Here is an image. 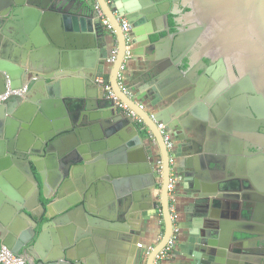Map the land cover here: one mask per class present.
I'll use <instances>...</instances> for the list:
<instances>
[{
    "label": "water",
    "instance_id": "water-1",
    "mask_svg": "<svg viewBox=\"0 0 264 264\" xmlns=\"http://www.w3.org/2000/svg\"><path fill=\"white\" fill-rule=\"evenodd\" d=\"M98 2L114 27L112 35L119 47L110 71L112 86L144 119L158 145L148 150V142L132 118L118 113L115 103L107 100L96 84L102 69L98 61L110 58L112 46L94 10V0H0V95L8 90L20 91L25 85L27 88L25 95L11 96L0 105V173L6 170L7 177H0V247L20 255L21 248L38 235L35 247L30 248L35 261H40L38 264H124L116 262L122 257L115 253L120 239L131 241L142 212L157 208L153 202L157 194L165 229L162 241L147 259L146 264H153L173 230L168 201L169 155L150 117L153 113L157 122L167 126L177 144L182 140L187 144L190 156L180 167L190 172L185 177L208 174L211 178L207 191H199L198 197L205 202L202 214L217 222L205 223L202 237L208 240L214 235L212 229L222 228L228 237L234 235L254 246L243 250L240 261L231 264H264V235L251 230L249 212L245 213L242 226L235 209L239 196L236 192L241 190L237 177L245 169L233 168V152L238 146L237 151L247 155V143L233 140L231 146L224 145L219 156L206 158L201 142L196 144L187 137L205 133L208 106L218 96L217 92L211 96L204 83L210 72L225 74L236 64L246 76L243 83L255 70L257 77L262 75L258 72L264 71V0ZM119 19H126L130 25L132 45L149 47L150 59L142 66L147 85L161 82L168 89V96L152 93L146 87L132 100L120 93L117 74L127 43ZM99 38L101 52L95 51L90 63H78L73 73L88 89L94 86L102 94L60 92L56 84L48 87V95L54 98L50 102L55 106L47 107L46 102L42 105L44 95L36 90L48 80L56 82L61 71L68 69L60 57L69 58L67 53L76 54L89 46L88 41L95 46ZM153 38L157 40L152 42ZM140 47L130 53L131 57L140 55ZM192 51L194 57L190 56ZM208 56L224 58L226 62L222 60L221 67L210 69L205 61ZM10 58L17 64L12 65ZM176 93L183 95L181 104L186 107L196 97L200 99L190 114L181 118L187 119L184 124L170 115ZM231 96L227 92L218 99L222 107H228ZM23 100L39 106H34L28 118L24 108L12 114ZM135 102H146L152 111L140 110ZM137 147L138 157L129 154ZM154 150L164 163L161 178L150 152ZM6 152L9 156L4 159ZM4 166L9 169H2ZM47 170L51 171L49 175ZM246 198L249 201V196ZM44 201L50 204L44 207ZM142 201L146 202L134 204ZM36 209L46 213L44 218L49 220L39 234L38 222L33 220ZM28 225L34 226L29 232ZM110 244L112 252L108 253ZM75 247L84 250L78 259ZM203 263L204 260L200 262Z\"/></svg>",
    "mask_w": 264,
    "mask_h": 264
},
{
    "label": "crops",
    "instance_id": "crops-1",
    "mask_svg": "<svg viewBox=\"0 0 264 264\" xmlns=\"http://www.w3.org/2000/svg\"><path fill=\"white\" fill-rule=\"evenodd\" d=\"M156 3V2H155ZM158 5V3H156ZM170 9H173L170 7ZM126 20V19H125ZM127 21V20H126ZM128 22V21H127ZM108 37L110 38V43L112 46L111 53L113 50V47L115 46L116 42L114 43V37L112 34L106 32ZM157 38H153L152 42H155ZM89 46L83 48L82 50H79V52L75 53H67V57L61 56L60 60L64 65V62H66V67L68 69L62 70L60 77L56 80V82L48 80V84H45L42 86V89L36 90L37 93H40L44 95L45 101L42 103V105L48 104L47 107L53 106L50 101H52L54 98H51V96L48 95L50 86L56 85L58 86V90L60 92H66L65 90H70L75 93H83L88 94L87 92L91 93H97L100 92L98 89H96L94 86L93 88H87L86 84L82 82V79L77 75L73 73L74 67L80 62V64H87L90 63L95 51L101 52L102 50V40L100 38L96 39V45L91 46L90 41H88ZM141 45L140 44H133L131 45V52L136 51L139 49ZM142 49V50H141ZM141 53L140 55L134 57H131L130 60L127 63V73H126V82L128 87L131 89L133 96L136 97L139 90L142 88H147L148 90H151L152 93L159 94L160 96H164L167 94L168 89L161 83L156 82L152 87L147 85V82L144 78V75H142L143 70V62L145 60L150 59L148 57L149 55V47H146V45H143V47H140ZM157 54V53H156ZM111 55V54H110ZM77 61H74L76 60ZM12 65H16L17 63H14L13 59L10 58L8 60ZM77 62V63H76ZM100 65H102V69L100 70V75H104L109 73L110 67L108 65L107 60L105 61H98ZM21 89H27L26 85L21 87ZM88 89V90H87ZM100 94H102L100 92ZM102 96V95H101ZM168 96V95H166ZM182 94L176 93L174 98H177L174 100L172 99L171 107L173 109V112L170 114L171 118L173 120H178L180 124H184V122L187 120L186 118L181 119L182 117H186V115L190 114V110L193 106L198 105L200 99L199 97L194 100V102L189 103L188 107H186L184 104H181L182 101ZM140 104H143L147 111L151 112L152 110L149 108L146 102H141ZM41 105V107H42ZM39 108V106L34 105L29 100H23L22 103L18 104V106L12 110V114L15 113L16 109L19 111L20 109L24 108L25 117L28 118L30 112H33V109ZM55 106V105H54ZM118 113H121L118 111ZM38 111L34 112L35 117L37 116ZM13 117V115H11ZM141 136L143 140L148 142L147 148L148 150H152L154 148V145L146 139L142 133ZM173 136V134H172ZM188 139H190V136H188ZM174 139V136H173ZM175 142V152L178 154V163H177V169L178 175H179V183L177 184V190H176V196H175V205L176 210L179 214V224H180V234L178 236V241L175 247V250L172 254V257L165 263V264H200L202 260L205 261L203 264H231V263H237L240 261V257L243 255V250H249L251 248H254L253 245H250V243L239 240L236 236L228 237L227 233L222 231V228L219 229H212L214 234L211 236L208 240L204 239L202 237V234L205 232V223H208L211 221L214 222L215 219H208L204 214H202V210H204V202L201 200L198 195L201 193L206 192L209 188V185L211 184L206 175H196L195 177H185V173H190L188 170H181L179 169V159L182 161L185 160L187 157H189L190 153L188 150V146L185 143V141L178 142V144ZM131 150V149H129ZM128 150V151H129ZM140 147L134 148L131 151H129V154H133L135 157H138ZM153 158H155L156 151H150ZM15 167V164H13ZM210 183V184H209ZM158 192V191H157ZM146 201H142L140 203H134L136 206L143 205ZM153 202L156 203L157 207L160 203V199L156 196L153 198ZM151 207V203H149ZM161 205V204H159ZM162 219L159 214L158 209L155 207V209L143 211L141 221L137 224L135 227V232L132 235L131 241H124L120 239V244L117 246L116 252L117 254L122 255V257L116 261L118 263H124V264H146L147 259H145V251L144 249L140 248L139 245H142L144 248H147L149 246L156 245L161 229L163 228L162 225ZM247 243V244H246ZM256 246V245H255ZM80 247V246H79ZM75 247L74 255L75 259H78L80 254L86 250L85 246L82 245L81 248ZM203 247V248H202ZM107 252H112V246L109 245V248L107 247ZM212 251V252H211ZM99 256H102L99 254ZM107 264V263H106ZM250 264V263H249Z\"/></svg>",
    "mask_w": 264,
    "mask_h": 264
},
{
    "label": "flooded vegetation",
    "instance_id": "flooded-vegetation-1",
    "mask_svg": "<svg viewBox=\"0 0 264 264\" xmlns=\"http://www.w3.org/2000/svg\"><path fill=\"white\" fill-rule=\"evenodd\" d=\"M194 54V51H192L190 56L194 57ZM222 60L226 62L224 58L208 56L205 61L208 68L212 69L213 67H221L220 62ZM255 72L257 71L255 70ZM255 72L253 71L250 74L249 81L246 83H243L246 76L239 72L236 64H233L232 70H228L225 74L210 72V77L204 83L208 86V92L211 96L213 95L212 93L216 92L218 96L212 98L208 106L210 111L208 120L205 121L204 135L200 133L199 137L190 136V140L196 144L197 142H201L200 149L202 150V155L207 156L206 158L219 156L222 153L224 145L226 146L228 143V147L229 145L231 146L233 140L239 141L242 144L247 143L249 150L247 155L242 152L239 153L237 151L238 146H236L237 148L233 152L236 154V163L233 168L245 169L242 171L244 173L237 177L241 180V190L236 192L239 196L235 200V209L238 215L241 216L239 219L242 221V226L245 223L244 218L247 215L245 213L249 212L251 230L257 235H264V71L258 72L262 74V77H257ZM24 90L26 91V89ZM227 92L232 93V96L230 98L231 103L226 108L222 107L223 104L221 105L218 99ZM17 111L16 109L15 112ZM4 147L7 148V145L5 144ZM176 155L178 157V154ZM8 156L9 153L6 152L3 158L5 159ZM181 162L182 160L179 159L180 166L182 165ZM2 169L9 168L4 166ZM60 171L62 172V170ZM1 172L0 177L7 180L5 176L6 170H1ZM50 172V170H47L48 175ZM245 172L248 173L245 174ZM36 177L40 181V177L38 175ZM206 177L211 180L208 174ZM56 195H58V190L53 193V197L55 198ZM247 196H249V201H247ZM49 204L47 201L43 202L44 207H47ZM36 211L33 220L38 222L36 233L39 234L43 225L49 220L44 218L46 213L41 212L39 209H36ZM240 220L236 219L235 222L240 223ZM28 227V230L26 229L28 232L34 228V226L30 225ZM37 240L38 235L21 248L20 255H13L22 259L24 264L40 263V261H35V257L31 253V249L35 247ZM37 256L39 255L37 254Z\"/></svg>",
    "mask_w": 264,
    "mask_h": 264
},
{
    "label": "built area",
    "instance_id": "built-area-1",
    "mask_svg": "<svg viewBox=\"0 0 264 264\" xmlns=\"http://www.w3.org/2000/svg\"><path fill=\"white\" fill-rule=\"evenodd\" d=\"M94 10L98 16V18L101 20V24L103 29L110 33L114 34V27L111 23V21L107 18L104 10L102 9L101 5L99 4L98 0H94ZM119 24L121 25L122 31L125 34V39L127 43L126 48V54L124 57V61L119 69V72L117 74V87L121 94H123L126 98L132 100L134 98L131 89L128 87L126 82V73H127V63L131 58V45L132 41L129 38L130 33V25L125 19H119ZM119 54V47L118 43L116 42L115 46L113 47L112 53L110 58L107 60L108 65L110 67V71L112 70L113 66L115 65L117 58ZM110 71L107 74L101 75L96 79V84L99 85V87L102 88L104 92V96L107 100H112L115 103V106L118 111L123 113L124 115L131 117L136 127L139 128L142 135L148 139L154 146L157 147L158 142L156 139V136L154 135L153 131L148 127L144 119L138 114L137 111H135L133 108H131L115 91L114 87L111 83V76ZM25 90L22 89L20 91H11L8 90L5 94L0 95V105L5 103L10 99L11 96L14 95H24ZM136 106L142 110L146 111L147 113H150L147 111L146 107L143 104H140L138 102H135ZM155 115L153 113H150V117L157 127L160 135L162 136L163 142L165 144V147L167 149L168 155H169V163H170V180H169V186H168V201H169V212L170 217L172 221V235L170 239L168 240L167 244L163 249L159 251V253L156 255L153 264H165L171 257L175 250L178 236L180 234V224H179V214L176 210L175 205V196H176V190H177V184L179 182V175L177 173V155L175 152V143L173 141L172 133L169 131L166 125L157 122L155 120ZM156 161V174L159 176V178L162 177L163 171H164V163L163 160L159 154V152L155 156ZM159 193V192H157ZM157 198L159 196L157 195ZM161 204V203H159ZM158 204V211L162 219V229L160 232L159 239L154 246H149L147 248H144L142 245H139L140 248L144 249L145 251V259H148V257L151 255V253L154 251L156 246L162 241L164 237V220H163V213H162V207ZM0 264H24L23 260L18 258L17 256L13 255L11 251H9L6 247L0 248Z\"/></svg>",
    "mask_w": 264,
    "mask_h": 264
},
{
    "label": "trees",
    "instance_id": "trees-1",
    "mask_svg": "<svg viewBox=\"0 0 264 264\" xmlns=\"http://www.w3.org/2000/svg\"><path fill=\"white\" fill-rule=\"evenodd\" d=\"M173 24V23H172Z\"/></svg>",
    "mask_w": 264,
    "mask_h": 264
}]
</instances>
